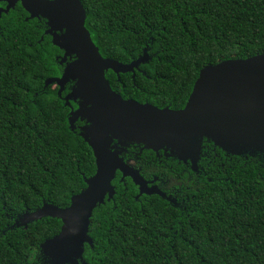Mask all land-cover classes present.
I'll return each instance as SVG.
<instances>
[{"label": "trees", "instance_id": "1", "mask_svg": "<svg viewBox=\"0 0 264 264\" xmlns=\"http://www.w3.org/2000/svg\"><path fill=\"white\" fill-rule=\"evenodd\" d=\"M80 2L103 59L140 61L133 73H105L124 100L179 110L205 66L264 54V0ZM47 29L19 3L0 15V264H55L42 245L61 220L25 216L45 204L68 208L96 171L82 137L89 123L73 121L75 100H65L75 82L60 94L46 83L65 67ZM203 144L189 171L188 161L126 147L124 161L145 181L170 180L172 189L147 185L153 192L139 195L117 172L114 195L92 211L78 264H264V153Z\"/></svg>", "mask_w": 264, "mask_h": 264}, {"label": "water", "instance_id": "2", "mask_svg": "<svg viewBox=\"0 0 264 264\" xmlns=\"http://www.w3.org/2000/svg\"><path fill=\"white\" fill-rule=\"evenodd\" d=\"M3 1L7 5L0 9V15L8 14L19 3L29 19L46 20L45 35L64 52L60 63L65 64L61 77L46 83L58 86L60 94L67 83L75 82L65 100L82 102L70 113L71 119L89 123L82 137L93 152L96 171L85 180V190L73 196L66 209L45 204L25 216L26 222L43 217L61 220L59 234L42 245L55 264H78L83 243L89 242L92 211L106 196L114 195L111 183L117 172L121 179L132 180L139 195L153 192L139 170L121 157L130 144L156 155L169 152L180 161H188L192 170L196 169L204 139L231 154L264 153V54L205 66L182 109H160L124 100L111 89L106 72L112 71L117 77L133 73L140 61L123 65L100 56L85 28L80 0ZM70 56L74 60L66 63Z\"/></svg>", "mask_w": 264, "mask_h": 264}, {"label": "flooded vegetation", "instance_id": "3", "mask_svg": "<svg viewBox=\"0 0 264 264\" xmlns=\"http://www.w3.org/2000/svg\"><path fill=\"white\" fill-rule=\"evenodd\" d=\"M18 4V3H17ZM0 5H4V7L3 8H5L6 7V5H7V3H4V2H0ZM0 9H2L1 7H0ZM74 60V56H70V57H67L66 58V63H69V62H72ZM63 70V69H62ZM68 84V83H67ZM67 84L65 85V87L67 86ZM65 87H64V89H65ZM74 87V86H73ZM72 87V88H73ZM65 95H68V93L67 94H65ZM81 100L80 99H76L75 100V104H76V109H78V108H80V104H81ZM75 109V110H76ZM83 124H85L84 122H82ZM206 143V144H209V143H211L212 144V146L213 147H215L214 145H213V143L212 142H207L205 139L203 140V142H202V149L204 148V144L203 143ZM222 151V150H221ZM123 155V154H122ZM122 155H121V157H122ZM158 158H164V159H166V161H168V160H174L175 159V157L173 158L170 154H169V152H167L166 154H164V152H162V155H160L159 153H158V155H156ZM159 163H162V161H160ZM129 165H131V164H129ZM163 165V164H162ZM164 165H165V163H164ZM181 165L183 166V170H190V163L188 162V163H181ZM132 166V165H131ZM133 167V166H132ZM134 168V167H133ZM136 169V168H135ZM189 174V173H188ZM147 181V183H148V186L149 187H151L152 185H155V186H157V188H161V191L163 192V193H165V191L166 192H169V190L170 189H172V187H171V184H172V182L170 181V180H166V181H159L158 179H157V181L155 180V182H152L153 181V179L152 180H146ZM158 184H159V186H158ZM160 190V189H159Z\"/></svg>", "mask_w": 264, "mask_h": 264}]
</instances>
